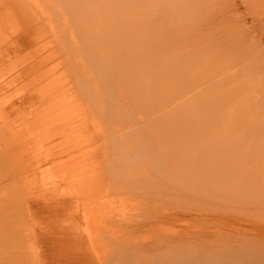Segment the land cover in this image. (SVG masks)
I'll return each instance as SVG.
<instances>
[{
    "label": "bare ground",
    "instance_id": "6f19581e",
    "mask_svg": "<svg viewBox=\"0 0 264 264\" xmlns=\"http://www.w3.org/2000/svg\"><path fill=\"white\" fill-rule=\"evenodd\" d=\"M30 2L49 21L55 46L78 64L86 114L115 149L107 166L79 161L62 173V181L73 185L72 203L83 206L76 229L86 234L96 258L118 250L123 263L143 264L146 256L135 259L136 249L153 253L159 264H264V218H258L264 217V0ZM246 17L253 40L237 24ZM7 118L0 113V167L27 173L28 149L12 135ZM33 175H25L22 185L8 181L13 190L0 187V205L16 202L25 224L30 207L16 198ZM111 191L127 196L129 208L121 209L125 202L117 203ZM149 199L173 207L192 202L166 212L175 224L167 231L158 220L165 214L144 204ZM212 202L246 216L227 220L225 233L176 225ZM248 205L261 215L250 220L256 225L250 233L235 229L250 219ZM143 218V227L162 233L150 243H134L136 231L123 236L115 230V222L126 230ZM34 232L9 239L23 244L37 237ZM28 241L21 252L37 249Z\"/></svg>",
    "mask_w": 264,
    "mask_h": 264
},
{
    "label": "rangeland",
    "instance_id": "374dc122",
    "mask_svg": "<svg viewBox=\"0 0 264 264\" xmlns=\"http://www.w3.org/2000/svg\"><path fill=\"white\" fill-rule=\"evenodd\" d=\"M243 15L241 12L238 15L241 20L244 18ZM246 18V22L239 20L237 24L241 28L239 30L253 40L255 34L250 31L252 24L246 25L250 23L248 17ZM48 23L37 5L30 0H0V90H2L0 102L7 101L6 107L0 108V113L8 117L12 135L18 137L21 146L26 147L29 153L27 173L23 172L21 167L12 169L0 167V187H6L5 190L12 189L7 184L8 181H19L18 184L22 185L21 180L25 175L34 174L32 179L26 181V187L25 184L22 186L24 189L16 198V201L21 198L23 202H28L30 208L26 217L27 224L20 219V209L16 202L0 205V229L7 228L6 235L0 234V264H125L117 257L118 250L102 260L97 259L89 249L86 234L83 236L78 232L79 228L76 229V224L81 223L82 220L83 206L72 203L70 189L73 185L69 181L68 184L62 181V173L71 166H81L79 161L96 165L97 169L107 166L115 149L112 151L110 147L112 141L87 116L84 103L89 101L79 81V78H82L80 68L68 51L64 53L55 46ZM72 156L76 158L69 161ZM111 193L112 199L114 198L115 201L118 199L117 203L125 202L121 205V209L129 208L130 199L127 196L121 198L122 193L117 194L113 191ZM219 200L217 199L216 203L220 204ZM183 202L186 207L187 203L192 201L190 199ZM164 203L162 200L156 202L149 199V202L144 204L153 207L160 212L159 214H165L162 215L165 216L164 218L161 216L163 221L160 218L158 220L161 227L168 231L175 225L168 211H183L184 206L181 202H174L179 205L177 207H173L174 204L170 202ZM213 203L215 202L205 205L209 209L202 206L204 209L201 210L198 207L194 216L187 218L186 221L183 219L181 224L176 225H181L182 228L191 225L196 229V226H200L203 228L201 231L210 228L212 231L225 233L231 228L226 226L228 221L229 225L231 220L235 221L238 217L240 219L246 216L243 212L238 214V209L229 204L227 205L230 208L225 206L224 202H221L223 205ZM212 204L215 207L211 206ZM257 207L251 206L252 210H248L251 212L250 219L244 223L245 225L241 223L235 225V229L241 226L243 232L247 233L255 230L254 221H257L255 218L260 215V210H256L259 209ZM235 211H238V216L234 214ZM255 211L259 213L252 216ZM261 215L264 216V212H261ZM166 217L170 218L166 220ZM213 217H216L214 218L216 220H213ZM250 220L254 223L251 224ZM142 221L144 223L140 222L138 228L135 223L134 227L131 225L123 230L116 222L114 227L123 236H126V233L131 236L136 231L137 242H133L141 245L150 243L162 235L160 227H143L147 221L144 218ZM29 229L35 230L37 236L35 239L25 238L23 244L9 239L11 234L18 236L19 231ZM28 240L34 241L38 250L32 247L33 250H27L28 253L21 252L24 246L31 243ZM3 250L8 251L9 254L4 255ZM135 250V259L138 261L146 256L142 260L143 264H159L154 259L153 253L143 254L144 252Z\"/></svg>",
    "mask_w": 264,
    "mask_h": 264
}]
</instances>
